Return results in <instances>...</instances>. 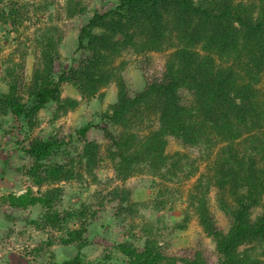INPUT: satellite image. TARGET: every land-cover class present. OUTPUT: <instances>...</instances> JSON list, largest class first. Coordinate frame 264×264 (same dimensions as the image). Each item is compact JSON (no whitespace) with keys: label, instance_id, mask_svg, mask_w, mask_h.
I'll return each mask as SVG.
<instances>
[{"label":"trees","instance_id":"1","mask_svg":"<svg viewBox=\"0 0 264 264\" xmlns=\"http://www.w3.org/2000/svg\"><path fill=\"white\" fill-rule=\"evenodd\" d=\"M81 1L62 0L59 11L65 18L81 17L87 12ZM52 4L0 0V39L14 35V48L0 63V145L9 135L10 155L25 160L13 165L8 154L0 160V174L10 170L27 184L20 194L13 190L1 196L0 206L17 211L38 207L36 218L25 219L26 224L59 232L58 242L75 248L72 258L49 264H206L199 249L189 257L168 255L166 244L159 242L164 230L185 228L188 209L200 233L213 241L214 264H264V90L257 88L264 73V0H117L112 7L92 11L77 29L70 65L57 69L63 33L56 25L39 24ZM32 19L40 26L24 35L20 28ZM127 53L142 59L151 53L166 55L162 75L132 95L121 75ZM28 55L32 63L26 77ZM111 83L115 102L99 115L103 127L85 123L74 129V137L59 136L53 129L42 138L32 136L39 112L48 105L50 125L78 105L61 97L63 85L72 87L79 100H89ZM154 121L157 127L151 130ZM91 129L105 141L102 149L86 140ZM143 129L146 134L140 133ZM168 139L181 148L216 151L189 191L180 221L168 224L160 216L152 224L142 223L140 210L148 206L134 202L123 183L135 174L171 180L182 173L188 158L178 152L167 155ZM76 142L79 149L73 147ZM104 162L111 166L112 180L122 186L100 199L97 193L93 204L59 210L64 195L60 185L84 178L94 183ZM189 168L184 178L194 175ZM210 189L227 220L225 232L210 213ZM150 207L159 211L164 203ZM98 213L109 221L99 223L101 231L114 230L121 239H113L111 251L101 258L87 260L82 250L91 245L86 233L100 219ZM45 244L51 245L50 239ZM38 249L32 252L39 254Z\"/></svg>","mask_w":264,"mask_h":264},{"label":"rangeland","instance_id":"2","mask_svg":"<svg viewBox=\"0 0 264 264\" xmlns=\"http://www.w3.org/2000/svg\"><path fill=\"white\" fill-rule=\"evenodd\" d=\"M29 5L37 4L41 0H22ZM50 1V0H48ZM53 4L49 7L48 11L40 16V23H47L56 25L63 33L62 42L59 46V54L61 56L60 64L56 69L60 67L65 68L70 65V56L75 49V36L77 29L83 24V22L91 15L93 10H104L112 7L117 0H82L81 4L87 9L86 14L81 17L65 18L61 13L60 7L62 6V0H52ZM50 14L47 18V14ZM31 22V23H30ZM34 19L29 22H25L20 32L24 35L31 36L33 28L40 26L38 23H34ZM38 24V25H37ZM24 28H28L26 31ZM1 36V35H0ZM14 35H10L8 41L0 39V45L2 51L0 53V63L4 58L13 50L14 44L10 42ZM23 40V37L20 39ZM27 50L30 51V48ZM27 51V52H28ZM165 53H151L146 58L135 57L131 53H127L122 57L124 66L121 72L124 84L129 94L140 91L147 82L156 80L162 75L163 62L165 59ZM17 59V56L14 57ZM32 63L31 55L25 58L24 75L27 77L29 74L30 66ZM144 82V83H143ZM257 88L264 90V73L260 74V78L257 83ZM0 90H4V86L0 85ZM116 89L114 83L109 84L107 87L100 91V94L89 100H79L75 90L68 86L63 85L61 87V97L71 98L78 101V105L72 110L68 111L65 115L60 116L50 125L49 123V111L51 105H48L44 111L38 114V125L34 130L32 136L42 138L50 133L51 129L57 131L59 136L74 137V129L80 127L85 123H92L94 125L103 127L99 121V115L110 111V106L115 102ZM188 100L186 93L182 94ZM150 129L157 127L156 122L150 123ZM4 128V126H2ZM147 129L140 131L141 134H146ZM87 141L97 142L101 149L105 145V141L102 139L99 131L91 129L86 133ZM11 138L7 137V142L0 145V160L10 155ZM3 140L0 139V143ZM81 143L76 142L73 147L79 149ZM216 148L211 151H207L198 148H181L177 143L171 139H168L165 153L167 155L178 152L188 158L187 164L189 166L183 167L182 173H175L176 176L171 177V180H163L158 176H150L145 173L135 174L123 185L132 191V200L136 203H144L148 208L140 210L139 222H146L152 224L154 220L160 216H163L170 224L173 221H180L183 217V211L187 208L186 199L189 195L192 186L199 175L204 174L206 165L210 163ZM9 154V155H8ZM72 155V154H71ZM13 159V165H21L25 163V160L20 159L19 155H10ZM18 157V158H17ZM62 159V157H61ZM1 162V161H0ZM185 161H183L184 163ZM195 169V173L191 178H184V174L190 167ZM96 180L91 183L88 179L84 178L82 182H70L62 183L60 186L64 191V195L59 205L61 209L77 208L81 203H91L95 201V196L100 199L109 189L115 186H122L120 182L112 180L113 173L109 163H101L95 171ZM15 186L19 187L16 188ZM27 186L26 183L19 179L18 175H15L10 170H5L3 174H0V197L7 193L17 190L16 194H20L22 189ZM16 188V189H15ZM190 191V192H189ZM208 207L210 213L214 218L215 225L223 232L227 229V220L217 210L214 202V190L210 189L207 195ZM164 203V207L159 211H151L149 208L153 203ZM114 203L105 204L106 209L112 207ZM96 208L95 206H93ZM188 220L183 230L169 231V228L163 231V239L159 240L161 244H166L164 247V253L174 256H186L189 257L193 251L199 249L203 253V257L206 260V264L215 263V251L214 244L211 239L205 238L196 224V218L188 209ZM38 215V207L31 210L17 211L9 208L6 204L0 206V264H49L60 263L63 260L70 259L75 254V248L73 246L64 247L58 242V238L62 235L59 232L46 229L41 232L26 224L25 219H34ZM5 216L13 217L14 220H6ZM100 219L97 223H94L90 230L86 233V237L89 238L91 245L82 250V254L87 260H94L101 258L105 255V251H111L113 239L120 240L121 237L111 230L101 231L99 223L108 224L106 215L97 214ZM138 220L136 221V223ZM75 224H69V228H74ZM112 232V233H111ZM50 239L51 245L45 244L46 240ZM39 248V249H38ZM38 249L39 254H35L32 251ZM115 258V255H112Z\"/></svg>","mask_w":264,"mask_h":264}]
</instances>
